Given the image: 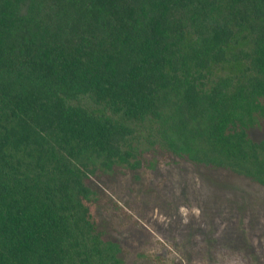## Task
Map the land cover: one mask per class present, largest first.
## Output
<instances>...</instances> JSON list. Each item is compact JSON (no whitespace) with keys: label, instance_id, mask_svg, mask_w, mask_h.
Returning a JSON list of instances; mask_svg holds the SVG:
<instances>
[{"label":"trees","instance_id":"1","mask_svg":"<svg viewBox=\"0 0 264 264\" xmlns=\"http://www.w3.org/2000/svg\"><path fill=\"white\" fill-rule=\"evenodd\" d=\"M264 0H0V264H125L91 178L165 152L264 187Z\"/></svg>","mask_w":264,"mask_h":264},{"label":"rangeland","instance_id":"2","mask_svg":"<svg viewBox=\"0 0 264 264\" xmlns=\"http://www.w3.org/2000/svg\"><path fill=\"white\" fill-rule=\"evenodd\" d=\"M250 137L264 140V117ZM143 159L90 179L91 217L125 264H264V187L165 152Z\"/></svg>","mask_w":264,"mask_h":264}]
</instances>
